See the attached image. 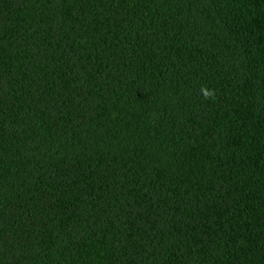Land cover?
Segmentation results:
<instances>
[{
	"label": "trees",
	"instance_id": "trees-1",
	"mask_svg": "<svg viewBox=\"0 0 264 264\" xmlns=\"http://www.w3.org/2000/svg\"><path fill=\"white\" fill-rule=\"evenodd\" d=\"M0 264H264V0H0Z\"/></svg>",
	"mask_w": 264,
	"mask_h": 264
},
{
	"label": "clouds",
	"instance_id": "clouds-1",
	"mask_svg": "<svg viewBox=\"0 0 264 264\" xmlns=\"http://www.w3.org/2000/svg\"><path fill=\"white\" fill-rule=\"evenodd\" d=\"M201 93L205 98H211L215 96V90L207 87L201 88Z\"/></svg>",
	"mask_w": 264,
	"mask_h": 264
}]
</instances>
